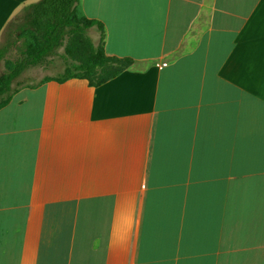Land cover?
Here are the masks:
<instances>
[{"label": "crops", "instance_id": "1", "mask_svg": "<svg viewBox=\"0 0 264 264\" xmlns=\"http://www.w3.org/2000/svg\"><path fill=\"white\" fill-rule=\"evenodd\" d=\"M78 4L128 64L13 85L0 264H264V0Z\"/></svg>", "mask_w": 264, "mask_h": 264}, {"label": "trees", "instance_id": "2", "mask_svg": "<svg viewBox=\"0 0 264 264\" xmlns=\"http://www.w3.org/2000/svg\"><path fill=\"white\" fill-rule=\"evenodd\" d=\"M79 0H37L24 5L19 16L9 21L0 37V108L4 107L15 91L16 78L31 66L46 64L59 47L66 62L62 81L72 77L87 78L99 84L127 66V59L105 54L103 25L88 18L79 7ZM100 30L98 45L91 43L86 31L91 26Z\"/></svg>", "mask_w": 264, "mask_h": 264}, {"label": "rangeland", "instance_id": "3", "mask_svg": "<svg viewBox=\"0 0 264 264\" xmlns=\"http://www.w3.org/2000/svg\"><path fill=\"white\" fill-rule=\"evenodd\" d=\"M86 35L89 37L90 41L92 44L94 45H98L99 43V39H95L96 37H93L91 35V32H90V29H88L86 31ZM64 49L63 47H59L56 51V54L53 55L51 58H50V61H53L54 63H57L56 65H61V66H65L66 62H69V63H74L72 59L68 58L66 59L64 57ZM51 70H53V68H46V67H42V65L40 66H31L27 69H25L17 78H16V81L14 82V86L17 85L16 83L18 82H25V83H32V82H35V80L41 76V75H44V74H47L49 73ZM3 71V63L2 61H0V74L2 73Z\"/></svg>", "mask_w": 264, "mask_h": 264}]
</instances>
